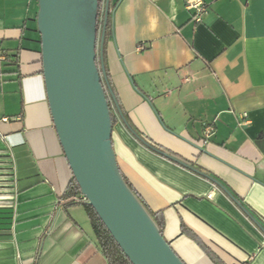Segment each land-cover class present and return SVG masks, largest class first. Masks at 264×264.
I'll list each match as a JSON object with an SVG mask.
<instances>
[{
    "label": "crops",
    "instance_id": "crops-1",
    "mask_svg": "<svg viewBox=\"0 0 264 264\" xmlns=\"http://www.w3.org/2000/svg\"><path fill=\"white\" fill-rule=\"evenodd\" d=\"M112 0L105 67L135 131L112 142L122 174L185 264H264V0ZM38 0H0V264H109L48 100ZM143 45V49L138 46ZM216 133L202 144L205 122ZM82 195V194H81ZM81 197V196H80Z\"/></svg>",
    "mask_w": 264,
    "mask_h": 264
},
{
    "label": "water",
    "instance_id": "water-1",
    "mask_svg": "<svg viewBox=\"0 0 264 264\" xmlns=\"http://www.w3.org/2000/svg\"><path fill=\"white\" fill-rule=\"evenodd\" d=\"M109 3L106 0L99 38L98 0H38L37 23L54 125L82 195L132 264H185L125 181L117 161L109 96L120 114L122 110L107 78L103 52ZM213 181L264 230L227 188Z\"/></svg>",
    "mask_w": 264,
    "mask_h": 264
},
{
    "label": "trees",
    "instance_id": "trees-1",
    "mask_svg": "<svg viewBox=\"0 0 264 264\" xmlns=\"http://www.w3.org/2000/svg\"><path fill=\"white\" fill-rule=\"evenodd\" d=\"M99 2V7H98V27L100 28V21L102 20V23H104V15H105V6H106V0H98ZM115 7V4H113L112 0H110L109 3V14L107 17V23H106V31H105V42H104V49L106 47L107 41L113 34V9ZM104 52V50H103ZM107 73V78L109 80V74L106 69ZM110 82V80H109ZM111 84V83H110ZM112 87V86H111ZM113 89V88H112ZM114 91V89H113ZM118 100V98H117ZM109 106H110V111H111V117H112V122L113 126L115 123L121 119L125 126L142 142L145 143V140L135 131L133 128L132 124L129 121L128 116L126 113L123 111L122 107V113L120 114L117 107L115 106L114 102L112 101L111 97L109 96ZM147 146L150 148L162 153L160 150L155 148L153 145L149 144L148 142L145 143ZM163 154V153H162ZM124 176V175H123ZM125 178V176H124ZM125 181L129 185V187L132 189V191L135 193V195L139 198V200L142 202V204L145 206L147 211L150 213L154 221L156 222L157 226L159 227L161 233L163 234V220L161 218V215L159 212H153L144 199L140 196V194L136 191V189L131 185V183L125 178ZM81 188L77 182V180L73 177L71 183L69 184L64 197H71V196H81ZM79 201V200H78ZM84 205L89 213V216L92 221V225L95 231V234L97 236V239L99 241V244L101 246V249L103 251V254L107 258V261L109 264H132V262L129 260V258L126 256L124 251L121 249L119 244L116 242L102 219L99 217L95 209L88 204L87 201H84Z\"/></svg>",
    "mask_w": 264,
    "mask_h": 264
},
{
    "label": "built area",
    "instance_id": "built-area-1",
    "mask_svg": "<svg viewBox=\"0 0 264 264\" xmlns=\"http://www.w3.org/2000/svg\"><path fill=\"white\" fill-rule=\"evenodd\" d=\"M185 7L188 10H192L193 11L191 13V17L196 22L201 21L202 16L207 12V9H208L207 6L204 4V2L202 0H186ZM102 26H103V23H102V20H101L100 21V28H99V38H100ZM138 48L139 49H143L144 46L143 45H139ZM13 119L14 118L4 117V118H2L0 120V124L1 123H8V122H10ZM215 133H216V123H215V121H213V122H205L204 123V127H203L202 139H201L202 144L203 145L207 144L209 142V140L215 135ZM6 138H7L6 134L0 128V139H6ZM74 199L87 201V198L84 195H81V197H77V198H74ZM99 247H101L100 244H99Z\"/></svg>",
    "mask_w": 264,
    "mask_h": 264
}]
</instances>
